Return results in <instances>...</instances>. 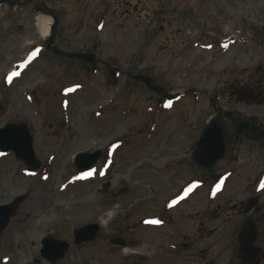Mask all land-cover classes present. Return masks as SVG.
<instances>
[{"label":"rangeland","instance_id":"374dc122","mask_svg":"<svg viewBox=\"0 0 264 264\" xmlns=\"http://www.w3.org/2000/svg\"><path fill=\"white\" fill-rule=\"evenodd\" d=\"M168 1L185 9L190 18L166 23L169 47L158 54L146 39L153 0L0 4V88L3 83L7 87L0 89V102L8 100L6 118H21L29 125L35 155L43 161L39 170L28 172L12 151L0 152V205L24 196L0 230V264L31 261L39 253L41 236L60 224L69 231L99 222L98 217L114 204H119L117 215H155L162 207L168 215L195 217L186 231L196 241L185 242L182 252L167 247L168 264H206L199 255L203 246H198L197 215H233L239 225L247 214L240 209L241 201L257 195L261 219L257 244L264 249V161L257 159L263 160V149L238 141L217 163L215 182H203L193 163L195 143L214 113L208 95L183 94L167 101L123 73L109 75L102 64L52 54L44 48L49 36L43 37L38 28V16H47L39 8L51 10L58 21L54 39L58 47L91 51L124 70L147 72L169 91L204 89L217 96L224 109L264 122V98L247 104L240 100V88L237 99L228 96L234 78L262 85L255 86L256 93L264 94V0ZM200 9L220 13L219 22L201 17ZM193 17L203 24L199 26ZM202 28L209 35L219 33L216 41L200 40L197 34L204 32ZM183 31L191 37L185 43V60L180 44ZM230 36L236 39L233 43L221 42ZM96 149L104 154L91 169L92 176L77 172L73 156ZM107 180L111 187L105 191ZM127 187V192L118 194ZM160 199L167 201L168 208ZM218 205L219 214L206 209ZM111 221L102 226L95 241L79 248L83 263L89 259L90 264H124V257L132 261L139 253L165 254L156 247L155 234L148 227L137 230L131 237H136L135 244L127 251L112 248L106 241ZM225 259L221 256L216 264H226ZM77 263L65 258L60 264Z\"/></svg>","mask_w":264,"mask_h":264},{"label":"flooded vegetation","instance_id":"af4514ba","mask_svg":"<svg viewBox=\"0 0 264 264\" xmlns=\"http://www.w3.org/2000/svg\"><path fill=\"white\" fill-rule=\"evenodd\" d=\"M31 2L32 0H27ZM140 1V0H139ZM32 3V2H31ZM34 5V4H33ZM203 7H205L204 4H202ZM201 5V6H202ZM139 9V4L135 8V11ZM129 11V10H128ZM200 16L203 18L210 19L211 22L218 23V19L220 16V13L217 14V12L213 11H202L200 9ZM190 18V15L185 13V9H177L173 7L168 0H153L152 6H151V17L149 22V31L146 32L147 36L149 37L150 41L155 45V53L158 54L162 51H164L166 48L169 47V44H167V41H169V33L166 29V23H171V20H188ZM195 21H198V25L201 26L202 24L199 22V20L195 17H193ZM140 23H142V20H139ZM191 27V26H190ZM216 25H214L213 29L215 30ZM204 32H200V34H197V37L202 40L205 38L210 39L212 42H215L216 35H219V33H216L215 35H209V30L207 28H202ZM180 34V30H177ZM191 37H185V31L182 32V40H181V48L183 49V59L185 60V43L190 42ZM45 47V46H44ZM1 90L7 89L5 83L1 85ZM238 85L237 83H233V85L229 86V93L231 95L230 99H232L233 95L237 93ZM235 90V91H234ZM249 90L252 91V88H249ZM252 98L253 96H249ZM261 99L257 100L258 103H261L263 101V96H260ZM247 98L245 99V102L251 103L253 102L252 99ZM9 103L8 100L5 101V104L3 102H0V116H2V119L0 120V128H3L6 123L8 122H15V123H21V118L13 117V118H6V114L8 111L6 110ZM230 120L234 121H240L242 119H246L245 116L237 115V113L231 112L226 116ZM23 118V117H22ZM24 119V118H23ZM252 122H255L256 124L263 123L264 128V122L258 121L255 118L251 119ZM243 141L250 142L251 144L255 145L257 149H263L264 151V139H261L259 141H248L245 137H241ZM120 143V141H119ZM235 148H232L229 150L232 151ZM227 153V154H228ZM258 162L264 161L260 159V157H257ZM106 167H109V158L106 160ZM216 167H214L210 172H200V174H203V182H214L216 177ZM264 172V171H263ZM264 175V173H263ZM224 177V176H223ZM261 177H259L260 179ZM107 189L106 191H108ZM128 191V187L123 190V193ZM118 193H120L118 191ZM170 198L169 196L166 197V200ZM158 199V198H156ZM157 202V201H155ZM167 201L161 200L160 202L162 205L168 208L166 203ZM256 206V201L253 199H248L245 203H241L240 209H245L246 213L250 212L251 209H253ZM158 207V205H157ZM206 209L210 210L211 212H217L219 214L220 206L218 207H206ZM117 217L114 218L110 223V228L112 231H110L109 236H120L125 238L127 244L129 246L135 244L136 237L131 238L139 228H150L153 231V234H155V245L159 250H164V253H157L153 252L150 254V257H145L143 253H139L140 255L136 258L134 257V260L130 261L129 257H124V264H127L128 262H134V264H143L144 261H149L150 264H168V254L169 252L171 254V251L167 250V247L172 248H178L177 252L185 251V242H193L196 241V236H192L186 231V227H188L191 223V220L195 219V217H191V215H168L166 212L162 211V207H159L158 211L155 212V215H116ZM197 232L201 233V241L199 242L200 245L203 246L200 250V257L203 261H207L206 264H216L219 260L221 261V256L226 257L224 260L226 264H233L231 260L232 252L234 251V260L237 262L236 259V249H237V242H236V235L238 231V223L237 219L233 215H197ZM151 221H159V223H151ZM109 222L107 223V225ZM152 227L156 228L153 229ZM4 229V228H2ZM0 229V230H2ZM53 229V228H52ZM223 231L224 237L220 238V233ZM189 238H186V235ZM46 236L62 239L68 242V245L66 247V252L64 254H61L62 244L59 242H49L51 239H47ZM106 238V241L108 245H110L114 249L123 250V248L118 244H112L109 242L108 238ZM141 238V237H140ZM138 237L137 240H140ZM80 241H77L74 230L69 227L68 229L64 228V226L59 225V227H56L53 229L51 233H46L43 236H41L39 241V253L38 255L34 256L31 261L27 262L30 264H60L65 258L68 259L71 262H78L77 264H90V260L86 259L83 263V257L79 250L82 246H87L90 241L83 240V236L80 238ZM206 240H209L210 242L207 243ZM141 241V240H140ZM34 243V242H33ZM48 246L49 248L53 249L54 252H52L49 255H43L41 250L43 246ZM55 258V261L52 262L51 259ZM85 259V258H84ZM38 260V261H36Z\"/></svg>","mask_w":264,"mask_h":264},{"label":"water","instance_id":"95a60500","mask_svg":"<svg viewBox=\"0 0 264 264\" xmlns=\"http://www.w3.org/2000/svg\"><path fill=\"white\" fill-rule=\"evenodd\" d=\"M11 2L14 0H0V3ZM45 14H52L54 18V24L51 27V35L47 44L48 50L55 54L73 58L78 57L84 61L94 63L97 61V57L92 52L81 51H67L60 49L57 46H53V40L57 29V18L51 10H43ZM107 67L108 65L106 63ZM109 69V68H108ZM114 73V70L109 69ZM128 77L133 80L143 82L146 87L153 92L160 93L168 98H174L171 93H164V88L157 84L155 80L142 73H127ZM198 90L197 88L188 89V91ZM228 112L223 113L220 107H216V113L212 116L209 122L206 124L203 133L199 137L195 150L193 152V159L196 163V167L201 171H210L213 165L223 157L224 153L232 147L239 137L244 134L247 139L259 141L264 138V130L256 125H250L249 121L233 122L225 118ZM12 150L15 153L17 159H21L26 164L28 171L38 170L42 166L41 159L35 155L33 148V138L30 134L29 127L22 123L20 124H8L4 129H0V151L5 152ZM102 150L95 151H82L76 153L73 158V164L79 172H88L91 167L101 157ZM110 183L107 182L104 187ZM23 196L16 197L12 202L0 206V227H4L13 215ZM100 226L98 224H89L80 228H76V238L85 236V238L92 240L97 236ZM259 235L257 223L252 216L245 218L239 227L238 231V257L243 264L254 263L260 264L264 258L262 248L255 245ZM43 254L49 255L54 252L53 249L48 246H44L42 250ZM54 260V259H53Z\"/></svg>","mask_w":264,"mask_h":264},{"label":"bare ground","instance_id":"6f19581e","mask_svg":"<svg viewBox=\"0 0 264 264\" xmlns=\"http://www.w3.org/2000/svg\"><path fill=\"white\" fill-rule=\"evenodd\" d=\"M51 25H52L51 16H38V28L43 37L49 35L51 30Z\"/></svg>","mask_w":264,"mask_h":264},{"label":"clouds","instance_id":"9594fccd","mask_svg":"<svg viewBox=\"0 0 264 264\" xmlns=\"http://www.w3.org/2000/svg\"><path fill=\"white\" fill-rule=\"evenodd\" d=\"M119 208V204H114L112 207L107 208L100 217H98L99 223L103 226L107 224L109 221L113 220L117 215V210ZM125 251H127L125 249Z\"/></svg>","mask_w":264,"mask_h":264},{"label":"snow or ice","instance_id":"6c2138e0","mask_svg":"<svg viewBox=\"0 0 264 264\" xmlns=\"http://www.w3.org/2000/svg\"><path fill=\"white\" fill-rule=\"evenodd\" d=\"M33 56H35V53H33ZM102 174V173H101ZM85 176L86 177H90L92 176V172H88V173H85ZM83 178V177H82ZM262 187H264V185H262ZM151 223H159V221H151Z\"/></svg>","mask_w":264,"mask_h":264}]
</instances>
